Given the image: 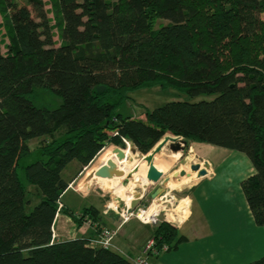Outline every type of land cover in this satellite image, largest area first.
Segmentation results:
<instances>
[{"label": "trees", "instance_id": "trees-1", "mask_svg": "<svg viewBox=\"0 0 264 264\" xmlns=\"http://www.w3.org/2000/svg\"><path fill=\"white\" fill-rule=\"evenodd\" d=\"M45 1L0 0L8 40L0 51V264H131L90 245L102 227L93 207L76 220L89 219L94 237L52 241L71 183L61 173L125 141L147 156L166 135L244 154L254 173L241 190L264 227V0ZM154 86L215 98L169 102L143 120L117 111L131 92ZM36 88L59 97V107H36ZM43 137L44 158L23 166L28 142ZM28 188L39 199L33 208ZM151 237L169 250L184 240L163 221Z\"/></svg>", "mask_w": 264, "mask_h": 264}, {"label": "crops", "instance_id": "crops-1", "mask_svg": "<svg viewBox=\"0 0 264 264\" xmlns=\"http://www.w3.org/2000/svg\"><path fill=\"white\" fill-rule=\"evenodd\" d=\"M190 151L193 153V148ZM213 161L214 164L206 158L207 175L188 181V184L194 180L195 183L189 187L187 198L182 199L185 203L175 207L176 213L180 216L177 225L173 227L176 229L177 237L184 240L174 249L149 258L148 264H248L264 256V227L255 224L241 190V183L254 173L251 162L244 154L236 151L218 156ZM97 169L95 168L91 174H86L87 179H91L87 182L90 184L89 187L94 185L97 179L94 176ZM84 183L83 181L77 186L79 191L82 190ZM101 187L107 189L106 183L103 182ZM69 191L73 192L72 204L64 200ZM88 199H92V202L84 207L80 201L86 202ZM98 202L99 199L95 195L90 193L82 195L68 188L60 203L62 211L67 210L69 214L61 211L56 216L53 225L56 234L54 241L94 237V229L85 228L83 222L78 224L76 220L83 209L89 207L99 211L102 227L117 229L121 221L118 213L107 209L110 205L102 210ZM130 220L118 229L111 249L128 261L142 253L154 229L139 222L142 226L150 227L152 233L145 236L134 230L128 234L123 233L124 226L129 224ZM170 220L175 221L173 218ZM136 240L141 242L138 243L137 249L132 251L131 242L136 243Z\"/></svg>", "mask_w": 264, "mask_h": 264}, {"label": "rangeland", "instance_id": "rangeland-1", "mask_svg": "<svg viewBox=\"0 0 264 264\" xmlns=\"http://www.w3.org/2000/svg\"><path fill=\"white\" fill-rule=\"evenodd\" d=\"M23 1V0H21ZM46 3V1L44 0ZM47 4V3H46ZM51 5H46V9L50 11ZM261 19L264 21V14L261 15ZM1 23V20H0ZM57 28L54 29V36L55 39H58V35L56 32ZM0 51L4 53L6 51V47L8 44V40L5 37V32L2 27H0ZM5 37V38H4ZM215 98L214 95H201L198 97H189L185 94H182L176 90L171 88L161 89L159 86H154L152 88H144L138 89L129 94V99L123 101L121 105L118 107V112L124 117H131L135 119L143 120L145 118L146 112H150L158 107L165 105L166 103L173 102V101H187L191 103L199 102V101H210ZM32 101L36 107H46L49 109H56L59 107L61 101L59 97L54 95L51 91L43 89V88H36L32 95ZM175 138L174 142H167L165 147L162 151L156 154L153 158V166L162 174V178L160 182L153 184L152 182L147 181L146 173L149 168V165L146 162V159L151 156V152L153 148L147 155L141 154L131 143L125 141L124 147L121 146H114V145H107L102 151H100L95 158L85 167H81L76 161L71 162L61 173V177L65 181H71L70 187L74 191L81 193L82 195H87L90 193L91 195H95L98 199L100 206H102V210L106 209L110 205L114 207L116 205H130L131 201L135 199L136 196L140 198V208H145L149 211L154 204L155 200L150 198V195L157 189L162 188L164 192L162 193L159 199V203L162 204L163 209L159 211L158 220L159 222L163 221L168 223L171 226L177 225L178 216L180 214L174 211L175 207L179 204L182 205L185 203L188 189L189 187L195 183V180L188 184V180L194 179L197 177L195 172H191L190 166L194 164H199L201 168H203L204 163L206 162V158L214 164L215 159L218 156H224L231 154L230 150L217 148L209 145L204 144H197L191 143L181 137H174L172 135H166L160 141L162 142L165 138ZM56 138H60L56 135ZM61 139V138H60ZM50 140L49 138H39L34 139L28 142V147L30 148L31 154L28 158L24 159L22 165H27L32 162L42 160L44 157L41 155L39 150V146L43 144L44 141ZM159 142V143H160ZM182 142H185V146H183ZM176 143H180L183 147V151L181 154L174 153L170 149L171 145ZM131 145L133 148L134 154L129 156L125 155V159L119 161L116 156L114 157L111 153L112 150L119 148L121 150H125L127 146ZM209 146V147H207ZM193 148L194 152L190 153V149ZM206 149V152L203 153V149ZM233 153V152H232ZM106 154V155H105ZM182 155V156H181ZM109 156V157H108ZM133 159H132V158ZM111 160L115 168L117 170H122V168L118 165V163L122 166V164H131L133 162H137L131 169L127 172L123 173L122 177L113 178V179H95L94 185L92 184L90 187L87 182L91 181V179H87L86 174L93 172L95 168L103 165L105 166L107 161ZM122 163V164H121ZM141 168V175L135 177L134 172L136 169ZM187 168L188 172H185L186 175L184 177H180L179 173L181 172V168ZM21 170L19 171L20 178L23 182L24 175L21 174ZM137 175V174H136ZM126 179V180H125ZM164 179H169V181L165 184L163 181ZM85 182L82 185V190H78L77 186L81 182ZM106 183L107 189L101 187L103 182ZM129 183V184H128ZM128 184V186H126ZM124 185V186H123ZM105 186V184H104ZM30 192V199H31V208H33L36 204H38V197L32 196L34 195V191L31 188ZM72 191H69L68 194L65 196L64 200L68 201L72 204L73 197ZM92 202V199L84 201H80L81 204H84V207H87ZM185 209V206L184 208ZM171 210V211H170ZM158 213V212H157ZM156 213V215H157ZM155 215V216H156ZM142 217V216H141ZM146 217V216H145ZM173 218L175 221H171L170 219ZM168 220V221H167ZM154 228V227H153ZM136 232L141 236H145L147 233H152V229L150 227H145L139 224V221L135 218H131L130 223L125 225L123 228V233L129 232ZM137 235V236H139ZM140 237V236H139ZM141 242V241H140ZM139 240L132 241L131 247L132 251L137 249V246L140 243ZM151 259V257H150Z\"/></svg>", "mask_w": 264, "mask_h": 264}, {"label": "built area", "instance_id": "built-area-1", "mask_svg": "<svg viewBox=\"0 0 264 264\" xmlns=\"http://www.w3.org/2000/svg\"><path fill=\"white\" fill-rule=\"evenodd\" d=\"M113 121L117 122L116 119H113ZM69 187H70V185H69ZM59 207H61V205H59ZM107 209H111L112 211L118 213L121 221H120L117 229H114V230L106 228V227H100L95 238L91 239V241H90V245L93 247L112 249L113 248V241L117 237L118 229L120 228V226L123 223H125L126 221H128L131 218H135L140 223H142L144 225L151 226V227H155L159 223V220L157 219L159 212L157 213L156 216H154L152 219H149V220L143 219L140 217V213L142 214L147 210L145 208L137 207L135 210H132L130 208V205H126L124 203V205H122V207H120V205L119 206L116 205L114 207L110 206ZM83 225L85 228H92L93 227V224L91 223V221L89 219H85L83 221ZM55 238H56V234H55V231L53 229L52 241H54ZM168 250H169V247L167 245H164L160 248H157L156 239L151 237L146 242L142 253L139 256H137L136 258L131 259L130 263L131 264H148V260L150 257L158 256L161 253L167 252Z\"/></svg>", "mask_w": 264, "mask_h": 264}, {"label": "water", "instance_id": "water-1", "mask_svg": "<svg viewBox=\"0 0 264 264\" xmlns=\"http://www.w3.org/2000/svg\"><path fill=\"white\" fill-rule=\"evenodd\" d=\"M169 141L175 143L176 140H175V138H169V137L165 138L162 142L158 143L155 146V148L151 152V156H149L146 159V162L149 165V168H148L147 173H146V179H147V181L152 182L153 184L160 182V180L162 178V174L159 171H157V169L153 166V158L156 154H158L162 151V149L165 147V145ZM182 144H183V146H185L186 143L182 142ZM170 149L174 153H178V152L181 153L183 151V147L180 145V143H176L174 145H171ZM113 154L117 155V157L119 159L123 158L121 149H119V148L114 149ZM207 168H208L207 162L204 163L203 168H201V166L199 164H194V165L190 166L191 172H195L197 174V178L205 177L207 175V170H206ZM185 175H186V173L184 171H181L179 173L180 177H184ZM94 176L97 178H101V179H112L114 177H122L123 172L116 170L114 163L111 160H109V161H107L105 166L101 165L98 167V169L94 173ZM168 181H169V179H164L163 182L166 184ZM163 192H164V190L162 188H157L150 195V198L152 200L160 198ZM139 204H140V197L136 196L135 199L133 201H131L130 208L132 210H135L139 206Z\"/></svg>", "mask_w": 264, "mask_h": 264}, {"label": "bare ground", "instance_id": "bare-ground-1", "mask_svg": "<svg viewBox=\"0 0 264 264\" xmlns=\"http://www.w3.org/2000/svg\"><path fill=\"white\" fill-rule=\"evenodd\" d=\"M121 152H122V156H123V158L122 159H119L118 157H117V155H115V154H113V150H112V154H113V156L115 157L116 156V158L119 160V161H122V160H124L125 159V155H128V158H129V156H131V155H133L134 154V151H133V148L131 147V145H129V146H127V148L125 149V150H121ZM206 152V149L204 148L203 149V153H205ZM190 153H191V151H190ZM109 157V156H108ZM132 158V157H131ZM133 159V158H132ZM137 162H133V163H129V164H122V166L118 163V165L122 168V170H118V171H121V172H123V173H125V172H127L129 169H131L135 164H136ZM136 166V165H135ZM116 169V168H115ZM117 170V169H116ZM183 170H185V171H187V168H182L181 169V171H183ZM141 168L140 167H138L137 169H136V171L134 172V175H135V177H137L138 175H141L140 173H141ZM184 171V172H185ZM137 174V175H136ZM197 175V174H196ZM97 178V177H96ZM114 178H119V177H114ZM97 179H101V178H97ZM113 179V178H112ZM195 179V178H194ZM126 180V179H125ZM192 180V179H191ZM191 180H188V181H191ZM129 184V183H128ZM128 184H126V186H128ZM124 186V185H123ZM155 200V199H154ZM176 207H178V205L176 206ZM163 209V206H162V204L161 203H159V199H156V201L154 202V204L152 205V207H151V209L149 210V211H145L144 213H140V217L141 218H143V219H147V220H149V219H152L155 215H156V213L157 212H159V211H161ZM171 211V210H170ZM174 211H175V209H174ZM146 216V217H145Z\"/></svg>", "mask_w": 264, "mask_h": 264}]
</instances>
